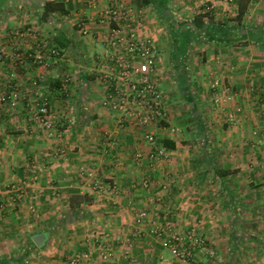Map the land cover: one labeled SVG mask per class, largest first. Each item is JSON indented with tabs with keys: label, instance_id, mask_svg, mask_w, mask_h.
<instances>
[{
	"label": "crops",
	"instance_id": "0c3cea01",
	"mask_svg": "<svg viewBox=\"0 0 264 264\" xmlns=\"http://www.w3.org/2000/svg\"><path fill=\"white\" fill-rule=\"evenodd\" d=\"M136 1L0 0V21L15 19L0 33V257L10 264H66L68 251L51 245L66 243L67 249L73 239L94 264L104 263L96 246L113 241L129 247L128 257L115 252L118 264H163L164 228L179 236L195 230L215 245L229 238L222 229L258 227L264 207V0H249L240 21V0ZM116 5L141 15L160 54L163 94L172 92L166 126L177 134L166 126L154 131L158 144L168 139L174 148L153 165L146 156L155 145L144 141L143 128L117 130L115 114L102 105L106 55L100 36L107 26L99 14ZM199 15L205 28L195 26ZM52 45L61 57L35 63L36 52L43 46L47 54ZM55 72L66 76L68 95L63 80H53ZM43 101L56 137L34 117ZM225 114L235 115L236 124L229 126ZM74 194L87 202L72 209ZM38 233L48 234L44 247L26 252ZM38 258L42 262L34 263Z\"/></svg>",
	"mask_w": 264,
	"mask_h": 264
},
{
	"label": "built area",
	"instance_id": "2783aa9c",
	"mask_svg": "<svg viewBox=\"0 0 264 264\" xmlns=\"http://www.w3.org/2000/svg\"><path fill=\"white\" fill-rule=\"evenodd\" d=\"M97 0H86L90 6L96 5ZM101 23L107 26V31L102 34L101 41L104 46L105 59L102 64V78L105 82L102 105L115 114L117 130L125 128L133 122L143 129H150L154 123H168L167 100L160 86L163 69L159 64L160 54L155 38L147 32L144 20L141 15L131 8L106 7L100 11ZM116 25L111 27V25ZM86 34V31H83ZM43 46L33 56L34 62L42 64L45 58H59L61 51L56 46H50L47 54L43 53ZM4 55L0 52V61ZM65 82H68L65 79ZM64 84V83H63ZM66 84L62 89H66ZM218 99L214 103L218 104ZM12 99V106L14 105ZM229 126L236 124V117L233 114L223 115ZM35 119H41L47 136L51 137L56 132V126L49 120L48 105L45 101L34 114ZM170 135L175 136L177 130L166 128ZM254 137L257 135L253 132ZM145 142L155 145L154 151L146 156V160L153 165L166 157L167 150L162 144L157 143L154 133L147 131L143 134ZM110 141V140H109ZM114 140L109 142V147L115 148ZM136 158L141 160L140 154ZM97 190L104 189L99 181H94ZM146 185V183H145ZM144 186V185H143ZM21 194V193H19ZM20 196L12 199V203L18 201ZM161 234L169 235L162 242L164 249L168 250L178 259H188L195 250H205V243L197 237L195 230H189L179 236L165 228ZM182 244L188 247L181 248ZM126 256L129 255L125 252ZM88 254L75 255L69 260V264H90ZM113 264H115L113 262Z\"/></svg>",
	"mask_w": 264,
	"mask_h": 264
},
{
	"label": "rangeland",
	"instance_id": "374dc122",
	"mask_svg": "<svg viewBox=\"0 0 264 264\" xmlns=\"http://www.w3.org/2000/svg\"><path fill=\"white\" fill-rule=\"evenodd\" d=\"M116 7L128 8L125 6H118V5H116ZM7 24L15 25V19H11L10 21L9 20H1L0 21V33H4V32L6 33V31L8 30V28L10 26V25L8 26ZM55 59H58V58H54V60ZM57 75H59L58 72L53 73V80L60 81V82L63 80V83L66 84V86H67L68 82H65V79H67L66 76H62L60 78V76H57ZM65 88L66 89L64 90L61 87V89H62L61 91L63 93H66V95H68V93H69L68 88L69 87L68 88L65 87ZM171 93L172 92H169L168 94L164 95L167 101L169 100L168 96H171ZM126 126L127 127L128 126L133 127L135 125L132 122L131 124L126 125ZM159 126H163V125H161V124L156 125V123H154L151 127L153 130L151 128L149 130L148 129H141L142 131H140V132L143 135L144 133L149 131L151 133H154V136L156 138V134H155L154 130L157 129V131H158ZM168 126H169V124H168ZM168 126H166V127L168 128ZM137 128H138V126H137ZM121 130H123V128H120V131ZM56 135H57V132L51 137H56ZM115 135H117V133ZM106 137L108 138V140H110L111 137H114V136H112V135H110V133H108L106 135ZM159 137L162 138L163 136H159ZM166 137H168V136L164 135V138H166ZM117 140H118V138H117ZM117 140H116V142H117ZM258 145H262V144H258ZM263 168H264V165H263ZM263 168H261V169L263 170ZM263 192H264V190H263ZM261 201H263V200H261ZM261 206H264V205H261ZM245 217L249 218L246 214H245ZM72 219H76L75 216H73L71 218L69 217V220H72ZM37 231H38V229H37ZM220 231H221V233L223 232L224 234H226L227 237H229L226 242H225V240L224 241L222 240L220 242H217L215 245L206 243L204 245L205 250L203 252H199L198 250H195L193 252V255L186 260L178 259V258L174 257L168 250L163 248L162 242L164 240H166V238L168 237V236H166V234L163 233V235H165L166 237L161 239L160 248L162 251L165 252V255L168 258L165 261V263H163V264H167V262H169L171 264H264V207H260L259 224H258V227L256 229H255V225L253 228H251V225H249L248 227L242 228V226H240V224H238V227H234V226H232V227L230 226V228L227 227L226 233L224 232L223 229ZM5 232H6V230H5ZM113 242H114V244H111L110 242H105L106 245H104L105 243L103 242L102 244H99L96 246V247H98L97 253H98V255L100 254L99 255L100 261L104 262L105 264H113V262L115 264H118L117 258H114V256L116 255L115 252L116 251L118 252V250H119V252H121L122 254L124 253V255H125V251H128V249H129L128 246L126 247L125 245H122L120 243L116 244L115 241H113ZM235 243H237L236 246H234ZM91 245H92V243H91ZM65 246H66V243L55 242L51 245V248H52V250H55V251H60V249H62V251H66V250L68 251L69 259L66 258V259H68V261L67 262H65L64 260L62 261L66 264H69V260L74 258L75 255H81L82 254V252L80 250L77 251L76 250L77 248H75V246L76 247L78 246L79 248H81L79 246V242L75 241V239L71 240V243L67 249L62 248ZM10 247H11V245H9V244H5V246H4L5 250L8 253H10V250H11ZM22 247H25V244L22 245ZM28 247L30 250L28 251L26 249V252H33V251L37 250V248L33 244V242L29 243ZM120 247H122V248L120 249ZM187 247L188 246L186 244L181 245L182 249H185ZM4 248L2 250H4ZM74 250H76L77 253H72ZM133 250H134V247H133ZM217 250L221 251L219 253V255H220L219 257H216L217 256V254H216ZM14 251L15 250H13V252ZM83 254H85V253H83ZM227 255H228V257L226 258ZM5 256L6 255H3L2 257H0L1 258L0 264H10V260L9 261L5 260V258H4ZM88 256H90V255H88ZM33 261H34V263L35 262H37V263L42 262L41 260H39V258L36 260H33ZM88 263L94 264L91 257H89ZM130 264H140V263H138L137 261H131Z\"/></svg>",
	"mask_w": 264,
	"mask_h": 264
},
{
	"label": "trees",
	"instance_id": "16d2710c",
	"mask_svg": "<svg viewBox=\"0 0 264 264\" xmlns=\"http://www.w3.org/2000/svg\"><path fill=\"white\" fill-rule=\"evenodd\" d=\"M248 3H249V0H240L239 1V12H238V15L236 17L237 20H241L245 14V12L247 11V6H248ZM149 2L148 0H140V1H136V5H140V6H145V5H148ZM203 18H204V15H199L195 18V26L199 29H202V28H205V26L203 25ZM60 46V45H59ZM3 54V53H2ZM4 55V54H3ZM5 57V56H4ZM1 62V61H0ZM43 103V102H42ZM48 105V104H47ZM161 125L163 126H166L167 123L165 124L164 122L161 123ZM162 143V146L165 148V149H173L174 148V143H172V141L168 140V139H163L161 141ZM83 203V202H87V199L85 200V197L83 196H80L78 194H74L70 197V200H69V203H70V206L72 209H76L78 208L79 204L80 203ZM75 214V215H74ZM73 216H75V218H77L78 214L77 213H74ZM237 243H235L234 246H236ZM184 246V245H183ZM44 247V246H43ZM42 247V248H43ZM37 248V247H36ZM42 248H37V249H42ZM236 248V247H235ZM234 248V249H235ZM233 249V250H234Z\"/></svg>",
	"mask_w": 264,
	"mask_h": 264
},
{
	"label": "water",
	"instance_id": "95a60500",
	"mask_svg": "<svg viewBox=\"0 0 264 264\" xmlns=\"http://www.w3.org/2000/svg\"><path fill=\"white\" fill-rule=\"evenodd\" d=\"M48 238V234L46 233H38L32 236V242L37 248H42Z\"/></svg>",
	"mask_w": 264,
	"mask_h": 264
}]
</instances>
